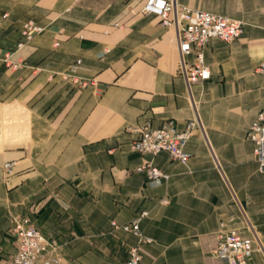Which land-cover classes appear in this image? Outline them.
I'll list each match as a JSON object with an SVG mask.
<instances>
[{"label": "crops", "instance_id": "obj_1", "mask_svg": "<svg viewBox=\"0 0 264 264\" xmlns=\"http://www.w3.org/2000/svg\"><path fill=\"white\" fill-rule=\"evenodd\" d=\"M175 1L244 23L235 41L206 43L210 78L190 92L175 31L144 0H0V264L15 220L55 242L44 254L58 264H122L133 246L145 264H225L221 223L253 242L247 264H264V176L246 138L264 105V0ZM28 22L41 32L27 41ZM195 118L185 163L131 152L129 127ZM147 163L166 178L149 183L136 171ZM141 212L139 235L111 225Z\"/></svg>", "mask_w": 264, "mask_h": 264}, {"label": "built area", "instance_id": "obj_2", "mask_svg": "<svg viewBox=\"0 0 264 264\" xmlns=\"http://www.w3.org/2000/svg\"><path fill=\"white\" fill-rule=\"evenodd\" d=\"M143 15H155L159 18L163 28H173L179 55V75L183 78L188 91L193 84H201L210 78V70L204 62L203 48L211 39H219L230 43L238 39L244 29L241 20L218 15L206 11H200L178 5L175 0H144L141 9ZM41 28L28 22L23 26L24 38L28 41L39 34ZM19 43L17 49L23 47ZM193 56L192 64L186 62V57ZM4 64L13 70L21 68V64L12 63L9 55H6ZM80 62L71 65L70 72L74 73ZM264 72V65L259 68ZM70 76V75H69ZM81 87H85V81L73 79ZM198 128L197 118L190 121L185 129L178 130L172 120L163 122L158 128H152L148 123L139 127H129L128 130L136 134V138L130 144L131 152L138 155H157L167 153L173 160L185 163L189 155L184 147L194 130ZM246 138L253 145V153L259 166L260 173L264 176V105L250 125ZM6 173L11 171V164L4 165ZM139 173H144L149 183L155 184L166 176L151 164H143L136 168ZM163 202H166L163 200ZM146 212H141L132 222L118 226L112 222L114 228L124 232L139 235V222L145 218ZM15 253L5 264H58L57 257L45 255L47 248L54 249L55 242H48L44 235L32 224L14 221L12 230ZM216 257L225 264H247L255 248L250 239L240 236L233 229H226L220 224L217 235ZM149 239H143L142 243H149ZM256 249L264 254V246L256 245ZM128 257L122 264H145L138 246L130 247Z\"/></svg>", "mask_w": 264, "mask_h": 264}]
</instances>
